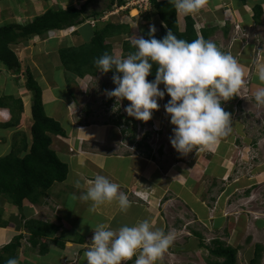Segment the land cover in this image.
<instances>
[{
    "label": "crops",
    "instance_id": "obj_1",
    "mask_svg": "<svg viewBox=\"0 0 264 264\" xmlns=\"http://www.w3.org/2000/svg\"><path fill=\"white\" fill-rule=\"evenodd\" d=\"M78 1L80 4L72 3L62 8L74 5L79 8L85 0ZM95 1L93 0L89 4ZM169 1L173 2V0ZM22 2L23 4H21ZM41 3L40 0H30L29 2L28 0H0V4L4 5L3 13L8 14L0 25L27 23L34 16L42 14L53 6H46L45 3L41 6ZM254 5H259L262 9L260 20L257 23L253 19ZM57 6L60 7L59 5L54 7ZM93 10L96 9L87 12L85 10V14H89ZM0 13L2 14L1 11ZM190 16L195 21V28L199 36L200 28H208L210 32L208 40L215 42L221 51L231 53L242 67L247 80V86L242 90L246 92L247 96L240 101L236 96L232 100L224 102L222 106L230 114L233 112L232 107L237 108V105H241L246 110V105L251 100L249 98L253 99L255 92L264 88V82L260 81L258 77V68L264 65V49L259 48L256 41L253 40L252 34L248 37L249 41H245L244 36L242 38L239 37L240 35L235 36V25L239 24L247 29V33L248 31L252 32L253 26L263 29L264 0H209L204 9L198 14ZM179 17L183 19V27L178 20ZM184 17V14L177 12V25L180 31L185 27ZM84 22L68 28L48 30L46 33L35 35L28 40L10 44V48L19 61L18 73H13L0 62V97L13 96L20 99L22 104L19 115L17 110L13 112V115L8 107L0 106V156L9 153L12 146L20 147L21 135L15 134L19 132L25 135L29 149L32 141L30 128L33 123L31 114L33 94L27 87L26 81L16 88L15 83L21 80L19 77L24 69L27 70L29 66L38 68V65L33 62L41 59L46 63L40 68L41 73L46 75L45 79H38L43 110L47 117L60 124L65 133L64 135L50 134V148L68 167L66 178L61 182H53L46 190V195L36 203L24 198L21 208H18L0 194V248L20 235L15 253L18 264H74L76 259L72 260L75 255L81 256L79 264H87L85 252L88 249L85 246L91 241L94 235L93 231L98 225L103 224L113 230H118L122 226H133L143 220H148L152 224L153 230L174 231L176 233L175 241L181 239L193 245L194 240H198L205 250L212 239L209 240V243H204L205 238L195 227H192L191 222H200L212 235L215 234L213 233L215 230L221 231L222 235L214 238H219L223 242L225 238L230 239L232 236L230 215L233 214L230 211L232 203L230 196L232 186L239 184L241 178L240 181L234 180L231 184L222 183L218 193L215 194L216 196L211 197L212 199L208 198L209 203L201 199L202 193L198 187L200 176L213 178L216 181L223 178L231 154L230 148L226 144L228 141H224L225 138L202 161L195 156L191 160H188V156H184L182 159H174L167 165V159L163 156V147L159 146L158 149H154L146 141L135 139L131 135L133 131L129 129L125 119L122 120L126 125L120 122L114 125L92 122L87 124L83 122L87 118L86 107L82 113L80 112L81 117L75 115L77 105L73 89L67 84V80L71 77L65 78L64 76L73 73L64 69L59 58V49L69 45L78 46L91 38L93 28L88 24L87 27H83ZM159 27L160 25H158ZM223 40L225 43L221 45ZM21 44L27 51V62L26 60L22 61L19 57L23 54L20 48ZM22 63H24V68ZM31 73L33 72L31 71ZM11 119H13L12 123H10ZM231 119L233 130L225 140L230 141V138L234 136L247 138L240 127L241 124L237 123L238 120L234 121L233 117ZM16 120L18 121L15 122ZM241 123L243 122L241 121ZM128 133L129 135H127ZM241 142L242 144L248 143L247 140ZM262 144H264V138L259 146L264 150ZM252 148L254 147L252 146ZM22 150L21 154L24 153ZM252 150L250 152L257 154V151ZM263 164L255 165V170H252L257 177L260 174H257L256 171L262 172ZM97 175H103L120 185V191L127 194L132 205L126 212L120 210L116 201L100 205L93 212L90 211L91 201L79 199ZM259 179L263 180L261 176ZM77 181L81 184L80 188L76 187ZM30 219L46 223L44 230L41 229L47 232L44 236L46 243L44 253L39 252V249L43 250L40 247L43 240L41 237L34 238L35 246L30 242V232L25 227L26 221ZM256 222V218H254V229H250V236L257 229ZM49 224L50 226L47 227ZM258 224H260L259 227H263L260 230L262 232H258L259 236L252 246L241 249L240 247L243 246L230 245L237 249V264H249L254 255L256 244H260L262 247L259 264H264V223L259 221ZM256 232L254 231V233ZM207 238L209 239V237ZM254 238L250 240L253 241ZM175 241L157 264H179L175 248L182 251L181 249L186 248L187 245L179 246ZM127 264H135V257Z\"/></svg>",
    "mask_w": 264,
    "mask_h": 264
},
{
    "label": "clouds",
    "instance_id": "obj_2",
    "mask_svg": "<svg viewBox=\"0 0 264 264\" xmlns=\"http://www.w3.org/2000/svg\"><path fill=\"white\" fill-rule=\"evenodd\" d=\"M173 2L178 12L188 16L198 14L209 0ZM155 32V26H151L147 39L135 37L132 44L136 51L126 58L106 52L95 60L99 72L113 73L115 88L107 95L120 102L129 101L125 112L143 122L151 120L153 112L160 108L159 101L169 96L164 110L174 126L171 146L181 155L212 149L233 130L231 114L222 104L239 96L247 86L245 73L231 53L221 51L215 42L203 36L188 42L169 30L158 40ZM154 65L155 79L149 81L146 78L152 74ZM258 77L264 82V65L259 66ZM254 99L257 106L264 107V88L255 92ZM76 187H81L79 181ZM79 199L91 201L93 212L113 201L124 212L132 206L127 194L120 191V185L103 175H97ZM93 232L92 246L85 252L87 264H127L134 257L135 264H157L176 239L174 231L153 230L148 220L118 230L100 224ZM7 264L18 261L10 258Z\"/></svg>",
    "mask_w": 264,
    "mask_h": 264
},
{
    "label": "rangeland",
    "instance_id": "obj_3",
    "mask_svg": "<svg viewBox=\"0 0 264 264\" xmlns=\"http://www.w3.org/2000/svg\"><path fill=\"white\" fill-rule=\"evenodd\" d=\"M29 1L30 0H28V2ZM40 1H42L41 6H43L45 3L46 6L53 5L52 7H54L55 5L64 7L72 3L80 4L78 3L79 2L78 0H67V1L40 0ZM125 2L126 0H124V3L121 6L114 5L111 8H105L106 0H96L94 3L87 5L86 12L91 9H96L97 11H100V13L98 14L97 17L85 18L84 20L85 22L82 25L83 27H87L89 25L91 28H93L95 25L98 26V28H101L106 23H111V24L122 23L128 25L129 27L128 32H125V34H120L117 36L115 35V37L112 36L111 38L107 39V42L111 44V48L113 50L112 55L114 54L115 56H121L124 58L127 57L128 55L126 52H124L123 47L121 46L122 40L129 38L130 41L132 42L135 39V37L143 36L144 32H149V28L151 26H155L156 31H158L159 30L158 25H161L162 23L159 16L156 14L157 13L156 10H154L153 6L151 5V0L147 2V5L145 7L147 8L146 10L145 8L138 9L136 8L137 6L135 5H130L126 7ZM139 2L143 3V0H139ZM21 4H23V2ZM0 11L2 12V14L0 13V24H1V22L5 19V17L8 14L3 13L4 12L3 4H0ZM178 20H180L181 27H183V19L179 17ZM161 26H163V23ZM239 27H240V29L238 30L239 34L235 32V36L240 35L239 37L242 38L243 34H240V30L247 32L246 31L247 29L243 28L240 25ZM248 33H247L248 36L245 37L246 38L245 41L247 40L249 41L250 38L248 37H250V35L252 34L251 36H253V40L256 41L259 48L264 49V28L262 29L260 27L253 26L252 32L250 33L248 31ZM29 43L31 44V40L29 41ZM223 43H225L224 40L222 41L221 45H223ZM20 48L22 49L23 54L19 55V57L22 61L26 60L27 62V51L25 48H23L22 44ZM29 58L30 56L28 57V59ZM33 64L38 65V68L35 67L33 68V66L31 67L29 66L27 70L24 69L21 72L22 75H20L19 77L21 80H19L17 77V80H19V82L16 80L17 82L15 83V88L19 87L20 84L26 81L27 79L26 73L29 70L30 72L32 71L34 73V74L31 73V75L37 83L39 78L45 79L46 75H43L40 71L41 66L46 64L45 61L40 59L38 61L33 62ZM22 66L23 68L25 67L24 63H22ZM39 71L41 74L39 73ZM64 76L65 78H67V76L71 77L69 78V80H67V84L70 85L71 88L73 89L72 92L75 98V103L77 105L76 107L77 110L75 111L76 112L75 115H78L77 117H81V113L86 107L87 118H85L83 122H86L87 124H90L92 122L97 124L100 123L105 125H114L116 124V120L119 119L120 123L126 125L122 120L125 119L128 123L129 129L133 131L131 135L134 136L135 139L144 142L146 141L147 144H149L150 146L152 145V147H154L155 149H157L159 146L163 147L164 149L163 156L167 159L166 161L167 165H169V163H171L174 159H182V157L184 156L186 157L188 156V160L193 159L192 157L195 156L198 160L202 161L205 158H207V156L210 153L214 151L215 146L212 149L203 152L199 150L198 151L194 150L193 152L187 155H181L171 146L170 137L172 136V130L174 126L170 124V116H168L164 110V105L168 102V100H170L169 96L165 95L164 99L159 101L160 108L158 111L153 112L152 119L149 120L148 122H143L136 120L133 117H129L127 115L124 109L130 103L129 101L125 99L120 102L119 99L108 97L107 92L114 90L109 74H103L98 71L97 74H95L94 76H87V75L84 76L83 77L84 80L81 79L82 77H77L73 74H65ZM163 87H164L163 85H160L161 89H163ZM241 91L240 94L244 99V97L247 96L246 92L243 91L242 89ZM249 99L251 100L249 103H247L248 106L246 105L247 107L246 110L241 105L240 106L237 105L236 106L237 108L232 107V111L234 113L233 112L231 113V117H233L234 121L238 120L237 123L241 124L240 127L242 131L247 135V138H239L238 136H234L233 138H230V141L225 140L226 138L224 139V141H228L226 144H228L231 154L229 156L230 162L228 164V168H226V171L224 172L225 174L223 175V178L219 181H216L213 178L200 176L198 181V187L202 193L201 199L206 201V203H209L208 198L216 196L215 194L218 193L219 187L222 186V183L231 184L232 181L234 180L240 181L239 179L241 178L239 184L232 186V193L230 196V201H232V203L230 204V211L231 213H233L232 215H230L231 217L230 229L232 231V236L230 239L225 238L224 241L226 242V244L229 245L236 244L238 245V247L243 246L240 247L241 249L246 248L247 246L249 247L252 246L255 239L258 238L259 236L258 232L259 233L262 232L260 230L263 227H259L260 224H258V222L262 221L264 223V216H262L264 215V170H262V172L256 171L257 174H260L261 179L263 178V180H260L259 179L260 176L257 177V175L254 172H252V170H255V165L264 163V150L259 148L261 140L262 138H264V107L260 108V106H257V103L254 100V98L253 99L249 98ZM249 107L251 108L250 110ZM0 116H1V110H0ZM241 121L243 123H241ZM145 131L146 134L144 135L146 136H144L143 138V132ZM129 133L127 135H129ZM242 140L245 141L247 140L248 143L242 144L241 142ZM125 142L126 144H128L126 140ZM258 143L259 145H257ZM262 145L264 146V144ZM252 146L254 148H252ZM243 148L245 149L244 151ZM251 150L257 151V154H255V152L254 153L250 152ZM254 218H256L257 221L255 225L257 229L254 231L257 232L254 233L253 231V234L250 236V232H251L250 229L253 228ZM198 223L191 222V225L192 227H195L197 231H199V233H201L202 237L205 238L204 240L205 242L203 240L202 242L209 243L210 239L222 235L221 231L219 230L218 231L215 230V232H213L215 234L212 235L209 233L208 230L204 228L203 225H201L200 222ZM207 237H209V239ZM253 237L255 238L253 239V241H251ZM246 238L248 239L245 242H243ZM194 241L195 242L193 245L189 244V242L187 241L186 243L181 239L175 241L176 244L179 246L187 245L186 248L181 249L182 251H179L177 250V248H175L176 259L179 261V264H208L210 260H213V257L208 253V251L203 249L202 244L201 243L199 244L198 240H194ZM91 246L92 245L90 241L85 246V248L89 250ZM80 259L81 256L75 255L72 261L75 260V262L73 263L79 264L78 262Z\"/></svg>",
    "mask_w": 264,
    "mask_h": 264
},
{
    "label": "trees",
    "instance_id": "obj_4",
    "mask_svg": "<svg viewBox=\"0 0 264 264\" xmlns=\"http://www.w3.org/2000/svg\"><path fill=\"white\" fill-rule=\"evenodd\" d=\"M93 0H85L79 8L77 7H52L45 10L42 14L34 16L33 19L24 24L4 23L0 25V62L13 73H18L19 61L16 54L10 48V44L22 42L32 38L35 35L46 33L48 30L63 29L80 24L85 20V17H97L100 11L93 10L89 14H85L86 7ZM124 0H106L105 8L121 6ZM151 5L156 14L163 23L159 30L155 32V38L163 39L169 30H171L178 39H183L188 42L203 36L208 40L210 32L208 28H200V36L195 28V21L188 15L184 17L185 27L180 31L177 25L176 14L177 10L174 3L169 0H151ZM262 9L259 5L253 6V19L257 23L260 20ZM126 24H111L106 23L101 28L94 26L92 36L88 41L74 46H64L59 49V58L64 69L79 76H94L98 72L95 65V60L100 58L104 53L112 55L111 44L107 42L108 38L125 34L128 32ZM149 32H144L143 37L148 38ZM122 47L127 55L134 53L136 48L133 46L130 39L122 41ZM156 65L153 66L152 74L146 79L152 81L155 79ZM110 75L112 82L113 73ZM27 87L33 92L31 114L33 123L30 128L31 144L28 149L26 137L22 132L15 133L21 135L20 147L12 146L11 151L3 156H0V194L6 197L12 204L21 208L24 198L31 202H38L40 198L46 195V190L53 182H61L66 178L68 167L60 161L55 152L50 148L51 136L64 135V130L60 124L52 118L45 115L41 89L38 83L33 79L29 71H27L26 79ZM113 87L115 85L112 82ZM232 100V99H231ZM0 106H6L13 114L15 110L18 115L22 110L20 99L13 96L0 97ZM14 115V114H13ZM120 117V116H119ZM16 120L15 122H17ZM116 121V124L119 123ZM13 119L10 120V123ZM146 134V133H145ZM146 135H143V138ZM23 149V150H22ZM24 151V153H20ZM27 150V151H26ZM47 225V227H49ZM26 229L30 232V242L33 246L36 245L34 238L41 237L42 243L39 249L40 253L45 252V235L46 223L27 220L25 223ZM20 235L14 237L12 241L0 248V264H7L8 259H16V248L19 245ZM208 253L213 257L208 264H237V249L232 247L219 238H214L207 246ZM262 247L260 244L255 245L254 255L249 264H259L261 258Z\"/></svg>",
    "mask_w": 264,
    "mask_h": 264
},
{
    "label": "built area",
    "instance_id": "obj_5",
    "mask_svg": "<svg viewBox=\"0 0 264 264\" xmlns=\"http://www.w3.org/2000/svg\"><path fill=\"white\" fill-rule=\"evenodd\" d=\"M147 2H149V0H143V3H140L139 2V0H126V2H125V6L127 7V6H130V5H135V6H137L136 8H138V9H143V8H145L146 7V5H147ZM145 5V6H144ZM124 6V7H125ZM134 7V6H133ZM149 8H150V5H149ZM147 8H145V10H146ZM240 29V27H239V25H235V30H236V33H238L239 34V30ZM240 34H243L244 35V37H247L248 36V34H247V32H245V31H241L240 30ZM242 35V36H243ZM238 97V99H242V96H241V94H240V92H239V96H237ZM152 146V145H151ZM154 148V147H153ZM159 148V147H158ZM157 148V149H158ZM155 149V148H154Z\"/></svg>",
    "mask_w": 264,
    "mask_h": 264
}]
</instances>
